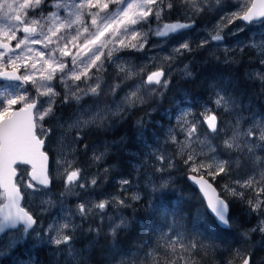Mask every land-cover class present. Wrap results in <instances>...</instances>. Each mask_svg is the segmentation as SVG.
<instances>
[{"label": "rangeland", "instance_id": "374dc122", "mask_svg": "<svg viewBox=\"0 0 264 264\" xmlns=\"http://www.w3.org/2000/svg\"><path fill=\"white\" fill-rule=\"evenodd\" d=\"M128 2H131V0H125V5ZM81 3L82 0H43L38 8H29L27 15L22 16V20L27 25L35 27L38 33H43L48 28L56 26L57 20L52 16L53 12L57 14V17L64 20H75L79 12L87 11L90 14L99 13L97 20L102 30L104 20L101 18L117 19L119 18L120 9L125 6L109 3L108 9L104 11L95 7L85 10L79 8ZM169 3L172 4L170 10L167 8ZM251 3L252 0H219V3H217V0H157V4L151 7L153 12L158 7H163L159 24H157L154 17H150L149 24H138L135 26L136 30L144 31L148 27L156 29L163 24L172 23L171 16L176 13V15L184 18L178 23L192 24L194 26L193 32L185 35L177 43H173L172 38L161 40L158 37L149 35L142 51L124 50L114 53V59L117 55L120 57L118 63H109L105 60L107 53L114 46L113 34L108 33L101 37L99 41L100 44L106 45L101 48L105 55L101 56V60L97 62V64H103L102 70L97 71L96 67L89 66L87 77L81 76L80 81L70 78L72 71H78L73 67L71 61L75 57L79 62L83 57L87 62L92 53H87V55L81 53V56H76L78 49L70 45L68 50L73 53V57H64L59 54V48L62 47L64 42L69 41L72 35H75L74 31L65 33L61 30L59 35L63 39L60 45L50 44L48 48H45L43 44H30L28 47L34 49L32 52H28L27 47L24 45L17 49L15 47L17 41L28 35L22 31L25 23L9 21L3 16L4 10H0V29L7 30L8 27L13 26L21 29L16 32V40L10 41L5 40L4 32L0 31V40L13 45L14 52L11 55L20 57L17 61L18 65L25 63L30 65L35 62L36 67L34 69L31 67L25 69L21 66L18 73L21 75H34L37 81L36 84L28 82L25 86L10 83L0 84V92H4L5 89L11 92H16L18 89L21 92L26 90L30 97L38 98V107L47 108L46 101L49 97L41 96L37 91L38 86L44 82L41 77L47 76L48 71H50L44 62L50 58L49 53L54 51L56 59L67 65L63 73L57 70L50 82L57 95L53 98L52 114L43 121L44 128L50 130V134L45 138V151L51 158L52 190L46 192L43 189H37L35 192H31L25 187V184L29 181V169H19L20 177L23 176V182H20L19 186L22 188L24 195L27 196L25 197L24 207L34 218L42 217L43 224L30 229L23 243L6 252L4 249L10 239L17 238L23 227L9 231L6 235L4 234L0 239V264H10L9 259L12 261L11 264H26L27 260H23V257H28L32 250L40 248H48L57 264H79V257L83 254V251L78 239L84 240L87 238L86 235L92 232V242L89 245L93 247V242L96 243L97 236L99 238L101 235L112 237L119 230L129 227L131 222L127 217L126 210L131 208V213L134 212V209L136 210L134 208L136 200L132 197L134 195L141 196L142 193L139 189L142 187L151 194H155L157 192H153L150 185H158L167 180L169 186L176 181L180 173L177 166L178 157L181 156L183 160H186L191 156L196 166L203 163L205 167L199 169V171H207L205 176L208 177H213L209 173L213 172L219 165L223 164L224 167L227 164L228 166L232 165L230 162L223 163L224 161L221 160L223 158L216 153L212 139L200 135L199 124L194 122L192 112L189 111L188 107H181L182 102H178L174 97L172 102H174L173 107L176 108L175 116L172 110L166 111L169 114L168 116L164 113L166 120L173 123L166 129L165 137H154L153 142L140 141L141 138H137L136 141L141 142L138 152L126 150L120 141L115 144L110 140L115 139L116 132L132 116L135 108L143 107L148 111L157 107L153 105V100L159 94V90L163 88L147 84V75L152 71L162 69L166 74L165 79L168 80L187 65L186 56L192 57L194 51L198 53L205 52L214 57L219 56L220 59L227 62L235 54L234 58L242 56L239 61L249 65L252 62L248 57L250 54L247 51L249 50L258 58V62L254 60L253 65H257L251 73H247V77L250 78L252 83L264 85V79L261 78L264 77V64L260 62L264 59V56L260 55L262 47H264V23L261 22L247 27L240 22V19L232 17L233 12L242 13L246 11ZM204 13L209 15L208 21L201 28H196L195 20ZM90 14L81 16L84 22L83 27H88V32H83V27L76 25L81 32L76 41L79 45L85 43L86 39L93 33H97L96 27L91 25ZM229 18H231V23L228 22ZM33 20H39L40 23L32 24ZM239 27H243L244 30L237 35H229ZM216 34L223 36V41H213L211 37ZM36 38L35 36H29V39ZM52 39L55 40L56 38L53 37ZM128 42L126 40V43ZM184 42L189 43L192 51H185L182 55L176 53L173 50L174 47ZM115 46L119 47L118 44ZM40 51L45 53L43 58L39 57ZM93 51H95V48ZM4 59L7 60L8 57ZM53 66L55 67V65ZM0 67H3L2 63H0ZM121 67L124 68L123 71L120 70ZM8 70H11L10 66ZM97 82L100 85L97 89L98 94L84 95L83 92L77 90V86L87 90L89 87H94ZM43 91L44 89L40 88V92ZM73 92H77L81 99H75L72 95ZM133 93L136 94L135 97L132 96ZM218 98H222L220 106L215 104V100ZM211 103L212 106L205 105L203 123L207 116L217 115L215 110H222L229 106L230 99L226 94L217 91L213 94ZM15 107L18 108L19 105ZM78 118L94 122L77 127L76 121ZM234 124L235 126L231 125V129L223 141L227 143L228 148L233 150L234 154L244 150L247 153H252L257 152L260 148L264 149V140L260 139V136L264 135V120L262 118L243 115L241 121L237 119ZM70 125L71 127H69ZM191 127L195 128V132L188 135L187 130ZM249 132L252 133L251 136L248 135ZM150 136L153 137L152 134ZM161 155L164 156L163 161L159 159ZM97 156L100 157L99 160L96 159ZM115 156H124L128 159L127 163L134 173V183L127 180L128 184H123L122 181L126 179H114L112 183L108 184V187L111 185L118 187V191H110L106 184L108 183L109 171L115 172L118 166L117 164L112 165L110 161ZM58 159H60V166L56 167ZM254 162L253 170L254 164L258 168V173L255 176L231 182L227 187H225V183L224 186L220 187V191L226 202H233L234 204L241 202L246 207L244 216L248 223L254 225L255 231L252 229L250 236H243L242 239L244 241L256 237L255 243H249L247 249L257 252V250H264V240L262 239L264 232L260 231V225L264 223V192L261 191V189H264V160L256 158ZM169 164L172 167L169 168ZM208 165H211V167H208ZM186 166L191 171L187 163ZM159 169H165V171ZM73 170L79 172V177L77 181L69 184L66 179L67 174ZM218 174L220 173H217L215 177ZM93 179L97 182L95 185L91 184ZM249 181H251V185L246 186ZM80 183L84 184L83 188L79 187ZM233 189L240 195L233 196L231 194ZM120 200L125 202L124 205L119 204ZM249 201L252 203L249 204ZM4 202L5 196L0 194V205H3ZM102 202H106L105 209L101 210L95 207V205ZM81 203L85 205V215L83 217L78 211V205ZM139 203L137 202V204ZM257 203L260 204L259 209L255 208ZM138 208L140 209V205H138ZM142 209L144 208L139 211L144 214L145 212ZM49 220L54 223H48ZM239 220L242 221L241 218ZM65 224L68 225L67 228L63 227ZM239 228L237 226V229ZM168 234L164 230L160 234V238L167 243L164 249L170 252L175 244L174 246L180 247V253L171 255L169 258L162 257L166 261H161L166 264H174L180 258H183L184 263H186L193 246L188 241L182 246L179 239L184 238V236L169 238ZM64 235L70 236V241L55 245L54 240L62 238ZM26 242H33V246L29 248L30 246H26ZM205 244L207 246L211 245L210 243ZM244 244L246 245V243ZM147 249L152 250L151 247ZM262 254L264 255V252ZM133 256H136V254H133ZM44 257L48 259V254L46 253ZM261 262H264V258L256 263L261 264ZM80 263L86 264L87 259L85 258L83 262L81 260Z\"/></svg>", "mask_w": 264, "mask_h": 264}, {"label": "trees", "instance_id": "16d2710c", "mask_svg": "<svg viewBox=\"0 0 264 264\" xmlns=\"http://www.w3.org/2000/svg\"><path fill=\"white\" fill-rule=\"evenodd\" d=\"M208 18V13L202 14L194 22L196 28H201ZM183 19L176 13L171 16L172 23H178ZM193 28L194 26L166 39L172 38L171 41L177 43L185 35L191 34ZM247 53L250 54L248 57L252 61L249 65L239 61L242 56L234 58L235 54L228 62L220 59L219 56H210L205 52L194 51L192 57L187 55V66L191 76L185 74L184 67L180 69V72L167 80V87L160 89L159 94L154 98L153 105L157 107L148 111L143 107L135 108L132 116L125 121L121 128L119 127L120 129L118 128L119 130L117 129L115 139L110 140L115 144L120 141L126 150L138 152L140 141L153 142L154 137H165L166 129L173 123L166 120L164 113L168 116L166 111L172 110L175 116L176 108L173 107L174 102H172L174 97L178 102H182L181 107H188L192 112L194 122L199 124L200 135L212 139L216 153L223 158L221 159L224 161L223 163H232V165L228 166L227 164L224 167L227 174L220 173L213 178L205 176L207 171L191 172L188 170L185 160L181 156L178 157L179 177L163 193L157 191V193L151 194L144 187L139 189L142 195L139 200H136L135 205L133 204L136 210L134 209L133 213L130 211L131 208L126 210L127 217L131 222L129 227L119 230L112 237L101 235L99 238L97 236L93 247L89 245L92 242V232L87 234V238L84 240L78 239L83 251L79 257L80 262L86 258V264H115L116 262L118 264H166L163 263L166 260L162 257L169 258L171 255L179 254L180 247L174 246L173 243L170 252L165 250L164 247L167 243L160 238L163 230L169 233V238L184 236L179 239L182 246L187 241L193 246L186 263L183 258H180L174 264H240L245 255L251 258L252 264H257L258 260L264 258L262 254L264 250H257L259 252L257 253L247 249L249 243H255L256 237L244 241L242 239L243 236H250V231L254 229V225L248 223L244 216L246 207L241 202L234 204L227 201L231 204L232 227L229 231H224L207 214L200 195L187 181L190 175H202L220 191V187L225 183L227 186L231 182L243 180L258 173L256 164H254L253 170V163L256 158L264 160V149L260 148L258 152L252 153H247L244 150L234 154L233 150L227 147V143L223 142L231 125L235 126L234 123L237 119L241 121L243 115L260 117L264 120V85L252 83L247 77V73H251L252 69L256 67L257 64L253 65V63L254 60L258 62V58L249 50ZM217 91L226 94L230 99V104L222 110H215L218 128L212 134L213 132H210L203 123V114L205 105L212 104V96ZM182 96L184 97L182 98ZM170 114L172 115V113ZM150 133L153 137L150 136ZM137 138H141V140L136 141ZM110 161L112 165L120 166L116 165L115 172L109 171L107 187L114 179H126L134 183V173L128 165L126 157L115 156ZM234 161L237 162L234 163ZM108 189L118 191V187L112 185ZM221 196L224 197L222 193ZM137 202L140 203L137 204ZM138 205H140V209L144 208L142 209L144 214L139 211ZM240 218L242 221L239 220ZM237 226L240 228L237 229ZM88 236L90 237L88 238ZM262 239L264 240V236ZM205 243L211 245L207 246ZM139 245L140 247H138ZM148 247H151L152 250L147 249ZM173 250L175 251L173 252ZM80 262L79 264H81ZM43 263H45L44 260L41 261V264Z\"/></svg>", "mask_w": 264, "mask_h": 264}, {"label": "snow or ice", "instance_id": "6c2138e0", "mask_svg": "<svg viewBox=\"0 0 264 264\" xmlns=\"http://www.w3.org/2000/svg\"><path fill=\"white\" fill-rule=\"evenodd\" d=\"M42 2L43 0H23V2H21V0H0V10H4L3 16L9 21L25 23V21L22 20V16L27 15V10L29 8H38ZM109 3L125 5V0H82L79 8L86 10L95 7L101 11H104L108 9ZM217 3H219V0H217ZM154 4H157V0H131V2H128L122 9H120L119 18H101L104 20L102 30L100 29V25L98 24L97 20L99 13L90 14L87 11H83L76 15L75 20H64L57 17V14L53 12L52 16L57 20L56 26L48 28L46 32L38 33L35 27L25 23L22 31L28 35H25L23 39L18 40L15 47L19 49L21 45H24L27 47L28 52H32L34 49L28 47L30 44H43L45 48H48L50 44L60 45L61 40L63 39V37L59 35L61 30H63L65 33L74 31L75 35H72L71 39L64 42L62 47L59 48V54L64 57H73V53L68 50L70 45L78 49L75 54L76 56H81V53L84 55H87V53H92L91 58H89L87 62H85L83 57H81L79 62H77L75 57H73L71 61L73 67L78 69V71H72L70 78L74 79L75 81H80L81 76L87 77L89 66L96 67L97 71L102 70L103 64H97V62L101 60V56L105 55L101 51V48L105 47L106 45L100 44L99 41L101 40V37H104L108 33L113 34L114 46L107 53L105 60L109 63H118L120 57L117 55L114 59V53H119L120 51L124 50L142 51L148 41L149 35H153L158 38H166L171 34H176L179 30L187 29L193 26L190 23H167L157 27L156 29L148 27L144 31L136 30L135 26L138 24H149L150 17H154L157 24H159L160 13L163 11V7H158L157 10L153 12L151 6ZM167 8L170 10L172 8V4L169 3ZM89 14L91 15V25L96 27L98 34L93 33L89 38L86 39L85 43L79 45L76 43V41L81 35V32L80 28L76 27V25L83 27L84 22L81 19V16ZM232 17L240 19L246 24H252L254 21H260L264 23V0H259L258 4L253 3L247 8L246 11H243L242 13L233 12ZM228 22L231 23V18H229ZM39 23V20L32 21V24ZM121 29H123V31H121ZM20 30L21 29L19 27L15 26L8 27L7 30L0 29V31L4 32V39L8 41L16 40V32ZM243 30V27H239L234 32L229 33V35H237ZM88 31V27H83V32ZM29 36H35L37 38L29 39ZM53 37L56 39L53 40ZM211 39L216 42H221L223 41L224 37L220 34H216L212 36ZM126 40L129 42L126 43ZM116 44H118L119 47H116ZM241 47H243V45H241ZM94 48L95 51H93ZM0 49L6 50L0 51V63L3 64V67H0V78L6 79L8 81H22L23 84H27L28 82L33 84L37 83L34 75L17 74L21 66H23L25 69H28L29 67L34 69L36 67L35 62H32L30 65L27 63L18 65L17 61L20 59V57L15 55L8 56V59L5 60L4 58L7 53L14 52V50L10 48L9 43L4 42L3 40H0ZM173 50L181 55L185 51H192L189 43L187 42L175 46ZM44 55L45 53L43 51L39 52L40 58H43ZM260 55L264 56V47H262ZM49 56L50 58L44 63L47 64V67L50 71H48L47 76L41 77L42 81L44 82L40 84L37 89L39 95L49 97V99L46 101L48 104L47 108L38 107V98L30 97L26 90L21 92L18 89L16 92H11L10 90L5 89L4 92H0V194L4 195L7 200L6 204L0 205V233H4L7 229H15L18 225L23 224V228L21 229L18 237L10 239L8 245L4 249L5 252L16 247L18 244L23 243L25 236L29 233V230L37 224V220L33 218V215L28 210H26V208L21 206L20 202L24 199V196L21 193L19 183L23 182V176L19 178L18 182V169L16 165H31V170L28 173V175L31 177V180L25 184L27 189H31L33 192H35L38 186L47 187L50 185V177L47 165L48 155L45 151H42L45 144V138L50 134V130L44 128L43 121L46 117L52 114V104L54 103L53 98L55 95H57V93L54 92L50 82L53 80L57 70L63 73L67 65L56 59L54 51L50 52ZM260 62L264 64V59H262ZM53 65H55V67ZM81 65L83 66L82 68L80 67ZM9 66L11 67V70H8ZM120 70L123 71L124 68L121 67ZM184 72L186 75L191 76V72L188 71L187 65L184 66ZM164 77L165 73L162 69L152 71L147 75L146 83L149 85L166 88L168 81L167 79L162 80ZM261 78L264 79V77ZM99 87L100 85L97 82L94 87H89L87 90L79 88L78 86L77 90L79 92H83L84 95H95L98 94L97 89ZM40 88H43L44 91L40 92ZM72 95L77 100L81 99L77 92H73ZM135 95V93L132 94L133 97H135ZM221 99L222 98H218L215 100V104L217 106H220ZM17 105H19L18 108L15 107ZM216 119L217 117L215 115H209L206 117L207 125L213 131L216 129ZM89 122L94 121L82 120L78 118L76 121V126L82 127ZM69 127H71V125ZM193 132H195L194 127H191L187 130L188 135H191ZM248 135L251 136L252 133L249 132ZM77 139H79V137H77ZM260 139L264 140V135H261ZM229 147H231V145H229ZM96 159L99 160L100 157L97 156ZM159 159L163 161L164 156H159ZM185 163L188 164L192 172H197L199 169H203L205 167L203 163H201L199 166H196L195 161L192 160L191 156L185 160ZM59 166L60 159L56 161V167ZM168 167L170 168L172 165L169 164ZM208 167H211V165H208ZM159 170L165 171V169ZM217 173L227 174L223 164L219 165L213 172L209 173V175L215 176ZM78 177L79 172L73 170L67 174L66 179L67 182L71 184L74 181H77ZM189 179L199 186L200 190L204 193V196L208 197L207 208L211 211L207 214L214 216V222L217 224V226L226 230L231 229V204L219 196H217L215 199L208 196L207 190L211 189L214 192L215 189H212L211 184H208V182L204 179V176L193 175L190 176ZM32 181L37 183L34 184ZM96 183L97 182L95 179L91 181L92 185H95ZM122 183L128 184V181L124 180ZM250 185L251 181H249L246 186ZM167 186V180H164L158 185H150L153 192L159 191L160 193H163L167 189ZM79 187L83 188L84 184L80 183ZM261 191L264 192V189H261ZM231 194L233 196L240 195L235 191V189L232 190ZM29 195H31V193H29ZM132 199L139 200L140 196L134 195ZM124 203L125 202L123 200L119 201L120 205H124ZM251 203L252 202L249 201V204ZM95 207L103 210L106 207V202L99 203L95 205ZM255 208L259 209L260 204L257 203ZM5 209H8V211L5 212ZM12 209H15V212H13ZM78 211L82 217L85 215V205L83 203L78 205ZM63 227L67 228L68 225L65 224ZM253 231H255V229H253ZM260 231L264 232V223L260 225ZM70 239V236L64 235L62 238L55 239L54 244L60 245L62 243H67L70 241ZM242 264H251L250 257L247 255L243 256Z\"/></svg>", "mask_w": 264, "mask_h": 264}, {"label": "water", "instance_id": "95a60500", "mask_svg": "<svg viewBox=\"0 0 264 264\" xmlns=\"http://www.w3.org/2000/svg\"><path fill=\"white\" fill-rule=\"evenodd\" d=\"M253 3H259V0H253L252 1V3H251V5L253 4ZM240 22L242 23V24H244L245 26H250V25H252V24H254V23H259L260 21H254L252 24H246L245 22H243L242 20H240ZM189 29H191V27L190 28H187V29H183V30H179L176 34H179V33H181V32H183V31H187V30H189ZM24 33V32H23ZM26 34V33H25ZM176 34H171V35H169L168 37H166V38H169L170 36H172V35H176ZM161 39H165V38H161ZM10 45V48L11 49H13L14 50V47H13V45H11V44H9ZM0 51H6V50H4V49H0ZM13 52H8L7 53V55L5 56V57H8L9 55H11ZM165 73V72H164ZM17 74L18 75H20L18 72H17ZM165 76H166V74H165ZM165 78V77H164ZM164 78H162V80L164 79ZM0 83H10V84H17V85H20V86H25L26 84H23V82L22 81H8V80H6V79H3V78H0ZM204 124H205V126L208 128V130L210 131V132H215L216 130H217V128H218V121H217V119H216V122H215V124H216V129H215V131H213L212 129H210L209 127H208V125H207V122H206V120L204 121ZM42 151H45V144H44V147H43V149H42ZM46 152V151H45ZM48 155V154H47ZM47 165H48V173H49V177H50V156L48 155V162H47ZM16 167H17V169H18V177H17V180L19 179V176H20V171H19V169L20 168H27V169H29V172H30V170H31V165H25V164H17L16 165ZM190 176H193V175H190ZM190 176H188V178H187V181H188V183L190 184V186L192 187V188H194L197 192H198V194L200 195V197H201V199L203 200V202H204V204H205V207H206V210H207V212L208 213H210V209H208L207 208V200H208V197H206V196H204V193L200 190V188H199V186L197 185V184H195L191 179H189V177ZM28 178H29V181L31 180V177L28 175ZM205 179V178H204ZM207 182H208V184H211V186H212V189H215V191L213 192L211 189H208L207 191H208V196H210V197H212L213 199H215L217 196H219L220 198H223L222 196H221V192L218 190V188L211 182V181H209L208 179H205ZM34 184L35 183H37V182H35V181H32ZM51 186H52V180H51V178H50V185L49 186H47V187H45V186H38V188H42V189H45V190H49L50 188H51ZM20 189H21V187H20ZM30 191H33V190H31V189H29ZM21 193H22V189H21ZM22 195H23V193H22ZM24 196V195H23ZM224 199V198H223ZM24 201H25V196H24V199L23 200H21V206L22 207H24ZM7 203V200H6V197H5V202H4V204H6ZM3 204V205H4ZM8 211V209H5V212H7ZM12 211L13 212H15V209H12ZM210 217H212L213 219H214V216L213 215H209ZM19 227H23V224H20V225H18L17 226V228H15V229H7L4 233H0V239H1V237L5 234H7L9 231H14V230H17ZM35 227V225L33 226V228ZM220 228V227H219ZM220 229H222V228H220ZM222 230H224V231H229V230H226V229H222ZM250 260H251V258H250ZM242 264V263H241Z\"/></svg>", "mask_w": 264, "mask_h": 264}, {"label": "flooded vegetation", "instance_id": "af4514ba", "mask_svg": "<svg viewBox=\"0 0 264 264\" xmlns=\"http://www.w3.org/2000/svg\"><path fill=\"white\" fill-rule=\"evenodd\" d=\"M52 184H53V181H52ZM52 187L49 189V190H45L46 192H49L52 190ZM40 189V188H39ZM42 190V189H41ZM27 197V196H26ZM37 220V225L36 227L38 226H41L43 224V218L42 217H39V218H35ZM48 219V218H47ZM54 223L53 221L49 220L48 223ZM35 227V228H36ZM47 228V227H46ZM44 228V229H46ZM58 230V229H57ZM58 232V231H57ZM26 246H30L29 248H31L33 246V242H26ZM51 247V246H49ZM48 254V259H46L44 257L45 254ZM35 257V258H33ZM24 259L23 260H27V263L26 264H41V261L44 260L45 263L43 264H57V262L55 260H53L52 258V253L49 251L48 248H40V249H35V250H32L30 253H29V256H24L23 257ZM12 263L11 259H9V263ZM10 263V264H11Z\"/></svg>", "mask_w": 264, "mask_h": 264}, {"label": "bare ground", "instance_id": "6f19581e", "mask_svg": "<svg viewBox=\"0 0 264 264\" xmlns=\"http://www.w3.org/2000/svg\"><path fill=\"white\" fill-rule=\"evenodd\" d=\"M228 123V122H227ZM258 152V151H257ZM251 264H252V261H251Z\"/></svg>", "mask_w": 264, "mask_h": 264}]
</instances>
